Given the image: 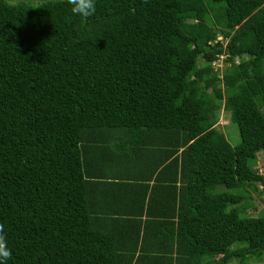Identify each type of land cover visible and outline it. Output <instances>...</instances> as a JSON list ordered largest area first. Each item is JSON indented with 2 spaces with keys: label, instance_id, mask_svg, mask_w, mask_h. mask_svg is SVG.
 <instances>
[{
  "label": "trees",
  "instance_id": "obj_1",
  "mask_svg": "<svg viewBox=\"0 0 264 264\" xmlns=\"http://www.w3.org/2000/svg\"><path fill=\"white\" fill-rule=\"evenodd\" d=\"M75 17L66 0H0L7 264H116L115 233L148 261L264 264V211L241 212L244 185L264 184V0H96ZM128 163L147 181L96 179ZM98 187L110 211L93 210Z\"/></svg>",
  "mask_w": 264,
  "mask_h": 264
},
{
  "label": "crops",
  "instance_id": "obj_2",
  "mask_svg": "<svg viewBox=\"0 0 264 264\" xmlns=\"http://www.w3.org/2000/svg\"><path fill=\"white\" fill-rule=\"evenodd\" d=\"M119 142L122 146L125 145L127 147V146L131 145L130 143H128L127 141H124V140H120ZM132 148H134V147H132ZM135 150L141 151L140 157L135 158L139 162V163H135V164H140V162H141L140 160H144L142 154L147 153L148 150H146L144 148H137ZM144 155H145V159L148 160V156L146 154H144ZM135 170H137V169L132 168L129 163H128V165L124 164L123 166L111 164L110 166L108 165V177L106 176L107 178H96V179H98V180L108 179V180H118V181H135L136 180V181L143 182V181H147V179H148L147 177L149 176L150 172L152 171V169H149L148 167H146V168H144V170L141 173H139L140 174L139 178L136 177V179H133L134 174L137 173V172L134 173ZM153 177L154 176H152V180H148L150 183H152ZM99 188L100 187H98V189L92 195L91 203H90L93 210H96V211L99 209H104V207L106 205H110L108 197H106L104 195V193H102V190H100ZM123 202H124V210L127 208L130 209V207H132V206H133V208L136 207L134 205L127 204L126 201H123ZM107 209L110 211L112 209L111 205H110V208H107ZM144 218H145V216H144ZM145 221H147V220H145ZM115 234L120 239V242H117V245H118L117 251H119V252L117 254L118 256H117L116 264H164V261L160 260V258L153 257V259L151 261H148L149 259H147L146 257H141V255L139 254L140 251L138 250V246L136 249L134 247V245L136 243L134 240V238H135L134 234H128V233H124V234L115 233ZM149 234H151V233H149ZM129 251L130 252L134 251V258L131 260V262H126V260H125L126 258L124 255L129 253ZM165 264H167V263H165Z\"/></svg>",
  "mask_w": 264,
  "mask_h": 264
},
{
  "label": "rangeland",
  "instance_id": "obj_3",
  "mask_svg": "<svg viewBox=\"0 0 264 264\" xmlns=\"http://www.w3.org/2000/svg\"><path fill=\"white\" fill-rule=\"evenodd\" d=\"M9 1V0H8ZM17 1L22 0H10V2L14 3ZM31 1L33 3H36L38 0H26ZM76 21L78 23H81L80 17H75ZM220 38V35L218 36ZM226 41V40H225ZM236 61H238V58H235ZM203 62L200 61L199 64H202ZM214 67L217 68L219 71H223L225 62L223 61V56L219 57V59L213 63ZM228 65V63H226ZM217 121L216 125L225 131L227 134H229V139L232 144H236L239 141V135L237 128L234 123L231 122L230 119V111L228 109V106L225 105V103L221 102V107L217 111ZM254 167L258 170L259 173L264 174V154L263 152H259L257 154L256 161L254 163ZM243 189L247 192L245 193L246 198L243 199L241 202L244 203L241 212L246 215H252L255 216L258 213L264 211V184H261L260 182L253 184L252 186H249L248 184H245ZM248 196V197H247ZM250 197V198H249ZM228 264H240L237 260H233L229 262ZM246 264H260L259 261L254 260V258H249L248 262Z\"/></svg>",
  "mask_w": 264,
  "mask_h": 264
},
{
  "label": "clouds",
  "instance_id": "obj_4",
  "mask_svg": "<svg viewBox=\"0 0 264 264\" xmlns=\"http://www.w3.org/2000/svg\"><path fill=\"white\" fill-rule=\"evenodd\" d=\"M66 3L70 6V12L73 16L84 20L96 13V0H66ZM3 229V224H0V264H7L11 258V250L8 247Z\"/></svg>",
  "mask_w": 264,
  "mask_h": 264
},
{
  "label": "built area",
  "instance_id": "obj_5",
  "mask_svg": "<svg viewBox=\"0 0 264 264\" xmlns=\"http://www.w3.org/2000/svg\"><path fill=\"white\" fill-rule=\"evenodd\" d=\"M221 57H222V56H221ZM223 57H224V56H223ZM218 59H219V58H218ZM218 59H217V60H218ZM217 60H216V61H217ZM216 61H215V62H216Z\"/></svg>",
  "mask_w": 264,
  "mask_h": 264
}]
</instances>
